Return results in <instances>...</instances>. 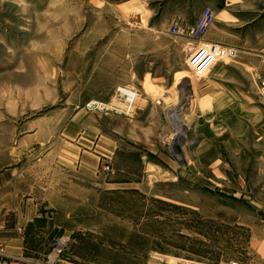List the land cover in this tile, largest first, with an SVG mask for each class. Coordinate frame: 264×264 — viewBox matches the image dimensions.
Here are the masks:
<instances>
[{"label": "rangeland", "instance_id": "rangeland-1", "mask_svg": "<svg viewBox=\"0 0 264 264\" xmlns=\"http://www.w3.org/2000/svg\"><path fill=\"white\" fill-rule=\"evenodd\" d=\"M198 6L0 0V238L54 212L69 228L44 264L59 240L50 264H264V58L195 72L204 43L170 28ZM217 68L245 86L242 124L206 121Z\"/></svg>", "mask_w": 264, "mask_h": 264}, {"label": "crops", "instance_id": "crops-1", "mask_svg": "<svg viewBox=\"0 0 264 264\" xmlns=\"http://www.w3.org/2000/svg\"><path fill=\"white\" fill-rule=\"evenodd\" d=\"M205 7L214 10L215 22L200 42L192 40L194 47L196 43L198 45L201 42L217 44L237 48L243 55L257 53L264 58V0H199L194 21L191 24H185L183 21L177 23L183 24L188 29ZM188 45L190 44L188 43L186 47ZM187 48L190 49V46ZM219 70L214 69L215 80L206 89L207 96L209 97L210 93L212 95L206 121L212 125L218 122L228 126L242 124L246 114L245 86L228 84L231 79L225 77L226 71L221 70L220 73ZM150 75L149 73L144 74L145 77ZM249 102L257 109L258 119H264L260 115L263 110L261 96L251 97ZM258 129H261L260 123L254 127V133L259 131ZM58 216L54 212L48 216L35 214L19 221L13 230L3 234L0 238V250L7 256L21 257L31 261L37 260L35 258L44 259L58 233L68 232L69 227L65 223L66 220L70 221L69 216L67 215L63 220ZM79 228L76 229L77 232H73L74 237L79 235Z\"/></svg>", "mask_w": 264, "mask_h": 264}, {"label": "built area", "instance_id": "built-area-1", "mask_svg": "<svg viewBox=\"0 0 264 264\" xmlns=\"http://www.w3.org/2000/svg\"><path fill=\"white\" fill-rule=\"evenodd\" d=\"M215 17L216 15H215L214 10L210 7H205L200 13V15L197 17L194 24L191 25L188 29H186L180 23H174L172 24L170 28V33L171 35H174V36H182L185 33H187V35L189 36L191 40L200 41L208 33L209 29L214 24ZM229 50L231 49L228 47L222 46V45H217V44H204L202 46H199L198 49H196V51L193 52L190 57V61L192 60L191 68L195 72H196V68L204 71L206 70V68H208V66L211 63H212L211 66L215 64L216 61L221 56H224V55H227V53H230ZM205 54H209V58H206ZM260 88L264 96V77L261 81ZM123 92L125 93L127 97L126 98L127 103L130 105V107H132L138 95V92L136 90H130V89H124ZM57 242L58 243L55 244L56 245L55 248H53V252L56 253V255L53 256V259L57 256V254L63 251L66 245L65 240H59ZM53 259H51V256H48L47 263L50 264L51 260ZM0 264H44V263H41L37 260L31 261V260L21 258V257L7 256L0 250ZM185 264H213V263L205 262V261H197V260H188L185 262Z\"/></svg>", "mask_w": 264, "mask_h": 264}, {"label": "bare ground", "instance_id": "bare-ground-1", "mask_svg": "<svg viewBox=\"0 0 264 264\" xmlns=\"http://www.w3.org/2000/svg\"><path fill=\"white\" fill-rule=\"evenodd\" d=\"M179 138H181V137H179Z\"/></svg>", "mask_w": 264, "mask_h": 264}]
</instances>
